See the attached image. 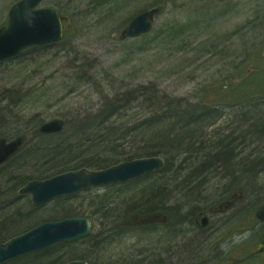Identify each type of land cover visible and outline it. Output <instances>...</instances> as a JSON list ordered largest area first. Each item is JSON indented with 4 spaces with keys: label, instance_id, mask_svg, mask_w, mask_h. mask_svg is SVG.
<instances>
[{
    "label": "rangeland",
    "instance_id": "1",
    "mask_svg": "<svg viewBox=\"0 0 264 264\" xmlns=\"http://www.w3.org/2000/svg\"><path fill=\"white\" fill-rule=\"evenodd\" d=\"M17 1L0 0V28L6 26L8 10ZM155 7H161L162 13L150 33L119 41L131 18ZM38 8L53 9L65 18V39L50 49L0 64V109L8 114L0 136L7 140L25 135L24 146H30V129L54 119L65 122L64 136L70 140L84 117L111 105L121 110L105 121L104 130L126 131L146 124L158 113L156 109L162 114L174 106L208 107L212 109L201 116L204 122L195 126L196 136L207 146L222 142L232 148L252 120L264 117V0H43ZM258 134L255 139L260 143L245 141L238 157L247 165L260 159L255 176L235 172L230 180L217 170L193 183L194 199L207 203L204 211L220 204L227 210L210 216L208 227L198 231L203 236L182 237L185 228L175 227L178 232L171 244L186 242L184 264H264L258 254L264 243V222L254 217L264 201V132L259 129ZM129 137L116 143L119 153L139 147L130 144ZM143 180L132 185L135 190L150 184ZM123 189L92 190L64 205L48 204L34 215L47 219L49 211L62 206L85 212L100 243L105 239L99 233L108 227L100 220L99 205L120 202L125 196L118 192ZM176 201L163 199V204L172 208ZM19 202L26 213L28 199ZM161 231L156 228L151 238ZM135 238L127 236L119 246L107 244L104 263L114 262L120 248L133 247ZM191 255H199L198 263Z\"/></svg>",
    "mask_w": 264,
    "mask_h": 264
},
{
    "label": "trees",
    "instance_id": "2",
    "mask_svg": "<svg viewBox=\"0 0 264 264\" xmlns=\"http://www.w3.org/2000/svg\"><path fill=\"white\" fill-rule=\"evenodd\" d=\"M65 39V36L63 40ZM52 48V46H49ZM49 47H38V48H32L24 53V55H28V53L31 52H37L40 50H43L45 48ZM54 47V45H53ZM212 108H205V109H180L177 106L170 107L166 112L160 114V109H156L158 112L155 115H152L147 121L146 124L140 123L139 125H142V129L137 136H132V140L130 144H136L139 141H144L148 137L158 139L157 136H154L152 133H148L146 128L150 125H160V123H170L171 121H175L177 123H180L181 125L189 126H197L201 122H204L201 120V116L203 114H207L208 111H210ZM214 109V108H213ZM121 109H114L113 105L110 106L109 109H100L95 111L96 113L89 115L88 117H85L84 123L80 125L76 132L73 134L74 136L70 140H66L64 136V131L59 135L54 136H36L33 137V140L36 138L39 140H49V141H61L63 144L61 145L60 149L57 151H52L50 149H46L49 156L50 154L54 155V157L50 160L48 164L41 165L39 164V161L41 159L40 155L38 153L29 154L26 153V150L29 146L22 148V150L19 151V153L14 156L11 160H9L3 167L0 168V241L3 239V237L7 236L9 233L15 234L18 233L21 228L26 224L25 222H29L27 220V216H23L21 214L22 207L20 208H14L13 210L6 208V206H10L18 201L19 197L17 195V191L20 189H14V190H5V186L3 185V182L5 180L6 174L9 173V171L13 172L15 169H17L16 172H22V173H32L31 176L25 178L17 186H21L26 183V181L33 179V180H42L49 178L53 176L54 174H58L59 170L62 168H65L67 166H80L85 165L88 167V169H94V170H102L109 166H112L115 164V162H127L134 159L142 158L143 156H133L139 153H144L138 149H135L136 153H132V155H127L125 152H118V141H123L128 136H126V132L122 130L116 129H105L104 130V123L106 120L110 121L112 117H115V115H118L117 112ZM8 114L6 112V109H3L1 111L0 109V129L5 125V122H7ZM203 119V118H202ZM257 124V125H256ZM145 125V126H144ZM156 125V126H158ZM258 127L261 132H264V117L258 118L257 120H252V124L248 126V129ZM103 127V129H102ZM36 127L31 128L29 131V134L31 131L36 129ZM99 128H101L102 132L99 133ZM132 127L128 128L127 130H130ZM150 129V128H149ZM153 129V128H152ZM151 130V129H150ZM140 131V130H139ZM1 132V131H0ZM119 135H118V134ZM147 133V134H146ZM246 133L248 134L249 131L247 130ZM118 135V136H117ZM257 134L254 132H250L249 138L255 139ZM25 136V135H22ZM3 136L1 135L0 138ZM5 138V137H4ZM117 138V139H115ZM119 138V139H118ZM129 137V139H131ZM135 138V139H134ZM66 140V141H64ZM162 140V143L164 144L163 148L166 150V157L169 159V162H172L175 160L177 155L183 151V147L178 145L177 142L169 141V138ZM120 144V143H119ZM120 146V145H119ZM247 146V145H245ZM244 148V146H241ZM229 148L226 146L225 152H221L223 155L221 157L216 156V159H210V162L205 167H202L200 171L204 173L201 175H204L206 173V170L209 172L217 171L219 169V165L223 163H227L228 161L233 163V161H237L236 156H238L241 152L235 153L233 155V151L236 149L233 148V150H228ZM204 149L198 148L195 149L194 152L196 153H202ZM258 154V153H255ZM108 155V156H107ZM110 156V157H109ZM258 156V155H257ZM26 158L27 161H26ZM245 160V159H244ZM260 160V159H259ZM117 162V163H119ZM92 163V165H91ZM258 163V162H257ZM256 163V164H257ZM165 165V164H164ZM168 166V164H167ZM162 167V169L158 172H156L154 175L159 176L161 175L167 168ZM208 166V167H207ZM253 168H256L252 165H247V167L242 168L244 170H248L249 172L252 171L254 173ZM238 169V171L242 170ZM52 170V171H50ZM55 170V171H54ZM237 171V172H238ZM215 174V173H214ZM255 174V173H254ZM200 176L195 175L193 181L191 183H195L197 179ZM48 176V177H46ZM147 178V177H146ZM145 178V179H146ZM135 183H129L126 185L121 186V189L128 188ZM135 190L134 186H132L129 189H123V192L128 193ZM161 189H154V187L150 186L147 189L137 191L135 195L133 196L131 203H125L122 202L121 206H127L125 208V211L123 213H120V208L118 206H114V209H109L108 207H103V205H99L100 209L97 208L98 214H100V220L107 219L109 224H107L108 229L100 231L99 234L102 235L101 242L99 243L94 235L91 237H88L87 239L75 241L71 243H64L55 245L54 247L48 249L47 251H44L42 253H38L32 256H29V258H25L24 260H19L16 262H13L11 264H65L68 261L73 260H81L86 261L88 264H103L106 260L105 256V247L107 244H114L116 243L117 246L120 244H124L123 241L126 239L125 236L134 234L135 232H143L142 235L147 236L151 233L150 231L155 228H160L163 231H161V234L163 233L162 237L157 238H147L139 239L133 247H122V250H118L116 255V264H143L141 260V256L148 253H151L150 251L151 247L154 246L156 242H165L169 245L171 244V241L175 239L174 233L172 232V229H176L177 227L184 226L183 223H179V225L174 226L171 219H169V222L165 225L159 226H143V225H134L133 224V218L134 216H146L149 214H153L157 211L158 201L160 198L171 200L173 199V196L169 194V191H165L163 193L159 192ZM167 192V193H166ZM133 194V193H129ZM85 195V194H83ZM82 195L76 196L77 198L81 197ZM73 197V198H76ZM94 202V201H93ZM92 202V204H93ZM98 206V205H97ZM28 214L32 212V208L28 207ZM64 210H73L71 208L63 207ZM117 209V210H115ZM63 210V211H64ZM109 210V211H108ZM62 211V210H61ZM60 211V212H61ZM74 211V210H73ZM76 214H84L85 212L75 211ZM27 214V215H28ZM133 218H132V217ZM80 217V216H77ZM118 222H121L123 220L129 217H131V225L134 227L133 230L127 229V227L117 226L118 224L110 223L112 219L118 218ZM108 222H105L108 223ZM176 227V228H175ZM194 228V227H193ZM195 229V228H194ZM169 230V231H168ZM196 230V229H195ZM116 232V233H115ZM178 231L175 232V234ZM129 233V234H127ZM126 234V235H124ZM10 235V236H11ZM110 235V237H109ZM124 235V236H123ZM115 237V238H112ZM123 237V238H122ZM162 238V239H161ZM135 240V239H133ZM103 241V242H102ZM80 242H83V244H80ZM106 242L105 244H103ZM138 243H140L138 245ZM138 245V247H136ZM111 246V245H110ZM63 251V255L57 258H51L53 253ZM71 254L74 255L73 258H71ZM150 261L159 262L160 256L157 255H149ZM49 258V259H48ZM51 258V259H50ZM54 259V260H53ZM146 264H152L154 262H150ZM175 263V262H174ZM172 263V264H174ZM160 264V263H158Z\"/></svg>",
    "mask_w": 264,
    "mask_h": 264
},
{
    "label": "bare ground",
    "instance_id": "3",
    "mask_svg": "<svg viewBox=\"0 0 264 264\" xmlns=\"http://www.w3.org/2000/svg\"><path fill=\"white\" fill-rule=\"evenodd\" d=\"M153 9H158L159 12L158 14L155 16L158 17L161 13H162V8L161 7H155ZM119 41H123V40H119ZM85 118V117H84ZM159 124V123H158ZM156 124V125H158ZM154 125H150L146 128V130H148V133H152L154 136H157L158 139H154L151 137H148L147 139H145L144 141H139L136 144H140L138 145L139 147H136L138 150L144 152V153H139L133 156H143V158L147 159V158H160L163 162V168H165V166H167L166 170L159 176H157V178H152L151 180H149V177H147L145 180H143V182H146L149 180L150 184H147L145 187L141 188L140 190H133L131 193L133 194H129V193H125L122 192L120 190V192H118V194H123V199L120 202H117L116 204H111V206H103V207H108L109 209H114V206H118L120 208V213H123L125 211V208L127 206H121L122 202L125 203H131L133 196L135 195L137 191H141L144 189H147L148 187L152 186L154 187V189L156 190L161 189V191L159 190V192L163 193L165 191H169V194L173 196L174 199L178 200L176 201L174 205V207H168L167 205L164 206L163 204V198H160V200L158 201V206H157V211L154 212L155 214H160L164 217V221L163 222H155V223H151V224H145L143 226H162L165 225L169 222V216L171 217H175L177 218L179 221L176 222H172L174 226L179 225V223H183L184 226H180V227H184L185 230L181 231V235L182 237H185V235L187 234V236H190V233L193 234L191 236V239L195 238L196 236H203L202 232H198V231H203L205 230L208 225H209V221H210V216L213 215V213L209 212L207 209V211H204L205 208V203L203 202H199L200 200H196L194 199V192L196 190V186L193 183H190L191 181H193V179L195 178L194 176H200L201 174L204 173L200 171L202 169V167H205L206 165L209 164L210 159H216V156L221 157V155H223L222 153L225 152L224 150L226 149V146L229 148L228 145L225 146V144H223L222 142H218L216 144H211V145H206V143L200 138V136H196V129L195 126H189L187 127L186 125H181L180 123H177L175 121H171L170 123H160V125L156 126ZM151 130H150V129ZM153 128V129H152ZM142 129V125H137V126H133L130 130H126V136H137ZM140 130V131H139ZM249 131V133L247 134L246 132L244 133H239V135L241 137H238L236 139V141H234V144L231 143L232 148H229L228 150H233V148H235L236 150L233 151V155H235V153H239L241 152V146L245 143V141H248L251 143H260V140H256V139H252L249 138L250 136V132H254L256 133L257 137L260 135L259 133V128L256 126L254 129H246V131ZM60 133L57 134H53V135H59ZM147 134V133H146ZM245 137V140H243ZM169 138V141H174L177 142L178 145L182 146L183 151L180 152L177 157L175 158L174 161L169 162L168 158L166 157V150H164L163 148V143L162 140H165ZM66 141V140H64ZM63 143L61 141H49V140H39V139H35L32 140L31 145L27 148L26 153L29 152V154H34V153H38V155H40L41 159L39 161V164L41 165H45L48 164L50 162V160L54 157V155L50 154V156L47 154L49 152H47L46 149H50L52 151H56L57 149L59 150L61 145ZM134 144V145H136ZM120 145V144H119ZM233 145H236L235 147H233ZM22 148H24V146H21L20 149L11 157L9 158L5 163H3L2 165H0V168L3 167L9 160H11L14 156H16L20 150H22ZM198 148H203L204 150L202 151V153H196L194 152L195 149ZM57 150V151H58ZM222 152V153H221ZM127 155H132V153H136V151L131 150L129 152H125ZM240 155L236 156L237 161H238V157ZM165 158V159H163ZM28 158H26L27 161ZM137 159V158H136ZM134 159V160H136ZM131 160V161H134ZM241 160V161H240ZM236 161V160H235ZM259 161V158H254L253 161H250L248 163V165H252L255 166L256 168H258L260 166V164H256ZM48 162V163H47ZM119 162V161H117ZM115 162V163H117ZM239 163L234 164L231 162H227L226 164H220L219 165V172H223V175L221 177H223L224 179H230L233 177V174L237 171L238 169H242L247 167V163H244V159H239L238 161ZM165 164V165H164ZM92 165V163H91ZM246 165V166H245ZM245 166V167H244ZM208 167V166H207ZM256 168H253L254 173L256 172ZM78 170H87L89 172H95V171H99V170H94V169H88V167H86L85 165H80L77 167L74 166H67L65 168H62L61 170H59L58 174H54L53 176L46 178V179H42V180H33L30 179L28 181H26L25 184L21 185V186H17L19 184V182H21L22 180H24L25 178L29 177L32 175V173H22V172H16L17 169H15L14 173L9 171V173L6 174L5 180L3 182V185L5 186V190H14V189H18L17 191V195L19 197L18 201L15 202L14 204L10 205V206H6V208L13 210L14 208H20L22 206L21 202H19L21 199H28V207L32 208V212H30L28 214V212L23 213L21 212V214H23V216H27V220H29V222H25L26 224L21 228V230L18 233L12 234L9 233L6 237L4 236L3 239L0 241V246H4L5 244H7L9 241L27 234L28 232H30L31 230L43 225L44 223H53V222H58V221H64V220H71V219H86L88 222V226H89V234L85 237H82L80 239H78L77 241L87 239L88 237L92 236L91 233V225L90 222L87 218H85L86 214H76L75 210H64L63 207H60L58 210H54V211H49L47 214H49V218L47 219H40L38 216L34 215V212H36V210L41 209L45 206H47L48 204H51L53 202H63L62 205L66 204L70 199H74L73 197H76L78 195H83L85 193H88L89 191L92 190H85L79 194L76 195H67V196H61L58 198H55L53 200H50L46 203H44L43 205H35L32 201H31V197L29 195H25L21 193V190L28 185L29 183L32 182H41V181H46L48 179H51L55 176L58 175H63V174H67V173H71L74 171H78ZM52 171V170H50ZM55 171V170H54ZM209 170H206V173L208 175ZM238 173H242L240 175H251V176H255L254 173L249 172L248 170H244L242 169L241 171L239 170ZM216 174V173H215ZM211 175V172H209V175ZM217 175V174H216ZM240 175L238 177H240ZM154 176V175H152ZM202 176V175H201ZM215 178V175H212ZM218 176V175H217ZM48 177V176H46ZM230 177V178H229ZM237 177V178H238ZM173 188V190H172ZM226 188H227V184H226ZM262 187L257 188V191L261 190ZM228 191V190H227ZM226 191V193H227ZM166 192V193H167ZM213 192V191H211ZM127 195V196H126ZM77 198V197H76ZM108 203V202H107ZM112 203V202H111ZM27 204L25 205L26 208ZM1 209V206H0ZM29 210V209H28ZM62 210V211H61ZM64 210V211H63ZM117 210V209H115ZM184 210V211H183ZM61 211V212H60ZM109 211V210H108ZM28 214V215H27ZM215 215V214H214ZM80 216V217H77ZM132 217V216H131ZM127 218L121 222H118L117 220L118 218L112 219V221H110V223H114L115 225L118 224L117 226H122L127 227V229L129 230H133L134 227L131 225V219L133 218ZM206 218L207 219V224L206 226L202 227L200 225V221L202 218ZM141 217L138 216H134L133 218V224L134 225H138L139 219ZM172 221V220H171ZM105 222H108L107 219H105ZM106 224H109L106 223ZM196 229H194V228ZM179 228V227H177ZM156 229V228H155ZM151 230V233H146L149 234L147 236L142 235L143 232H135L134 234H130L127 236H131V237H136L135 241L136 243L138 241H140L139 239H141V241L145 238H151V235L156 236L154 232V230ZM176 231H178V229H174L172 230L173 233H175ZM185 231V232H184ZM129 234V233H127ZM11 235V236H10ZM126 235V234H124ZM123 235V236H124ZM125 236V237H127ZM163 233L160 234L158 237H162ZM205 236V234H204ZM140 241V242H141ZM166 242V241H165ZM165 242H156L153 243L155 244L154 246L151 247L150 251H152L151 253H146L144 255H142L140 258L143 262V264L148 263V261H150V254L151 255H157L160 256V259L158 260L159 262H155V261H150L152 264H184V256L187 255V252L184 253L183 250V246H186V242L184 244H178V243H172V244H168ZM64 243H71V242H64ZM64 243H59V244H64ZM188 243V240H187ZM58 244V245H59ZM80 244H83V242H80ZM140 244V243H138ZM60 252V251H58ZM55 252V253H58ZM53 253V255L55 254ZM52 255V256H53ZM199 256V255H198ZM198 256H190V258L192 257L194 259V261L200 260V258L198 259ZM29 258V256H23L20 257L18 259L15 260H11L8 261L4 264H11L13 262L19 261V260H24L25 258ZM71 258L74 257L73 254H71L70 256ZM57 258V257H55ZM191 258V259H192ZM54 260V259H53ZM70 262H83L85 264H88V262L86 261H81V260H73V261H68L66 263H70ZM106 264V263H103ZM109 264H116V261L114 260V262L109 263Z\"/></svg>",
    "mask_w": 264,
    "mask_h": 264
},
{
    "label": "water",
    "instance_id": "4",
    "mask_svg": "<svg viewBox=\"0 0 264 264\" xmlns=\"http://www.w3.org/2000/svg\"><path fill=\"white\" fill-rule=\"evenodd\" d=\"M42 0H21L9 10L7 28L0 29V62L18 55L22 50L36 45H47L60 40L62 35L61 18L51 9L34 10ZM158 9L144 11L130 20L121 32V39H133L147 34L152 28V22L158 14ZM64 123L53 120L41 125L37 132L51 135L62 132ZM24 139L19 137L12 141L0 139V165L11 158L23 145ZM160 158H147L89 172L78 170L55 176L41 182L26 185L21 193L29 195L35 205L67 195H76L85 190L99 189L119 183H124L143 175L153 173L162 168ZM260 221L264 220V202L255 214ZM160 214H151L139 219L142 224L163 222ZM207 224V219H201V226ZM89 234L86 219H71L43 225L31 230L25 235L0 246V264L44 251L56 244L75 241ZM67 264H85L70 262Z\"/></svg>",
    "mask_w": 264,
    "mask_h": 264
}]
</instances>
